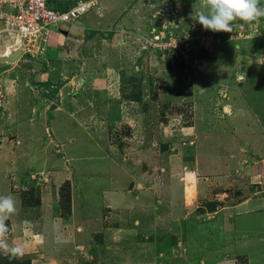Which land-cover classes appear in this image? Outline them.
Masks as SVG:
<instances>
[{"label":"rangeland","instance_id":"374dc122","mask_svg":"<svg viewBox=\"0 0 264 264\" xmlns=\"http://www.w3.org/2000/svg\"><path fill=\"white\" fill-rule=\"evenodd\" d=\"M79 1L91 3L80 23L87 15L89 22L99 20L103 0H52L51 6ZM122 1L115 11L114 0L107 3L104 20L111 25L113 17L129 16L131 21L127 17L123 24L132 27L124 26L121 36L116 31L123 24L106 30L114 35L102 38L118 44L120 51L115 55L109 47L102 49L96 62L102 67H93L90 76L82 65L86 57H96L94 52L82 58L79 49L75 58L69 56L74 62L64 71L54 63L63 59L53 55L50 41L26 46L0 33V196L15 199L16 211L6 221L7 240L23 246L17 257L0 251V264H213L207 260H220L227 247L245 244L234 236L226 243L220 228L210 225L216 220L213 213L233 208L235 214L250 203L249 211L264 220V158L253 149L234 155L251 170L249 176L225 169L211 178H190L197 166L188 167L198 144L225 141L223 123L244 124L257 132L263 127V90L258 86L257 97L256 90L247 91L252 74H264V17L233 21L231 33L213 32L196 21L201 10L207 11L204 0ZM66 27L53 29V34ZM85 35L87 45L90 34ZM103 44L99 47L106 48ZM63 45L65 56L71 46ZM16 53L15 62L3 61ZM40 69H52V79L39 82ZM76 76L72 87H63L65 77ZM22 96L27 98L16 104L14 98ZM58 106L75 116L69 128L82 145L69 157L55 136L52 148H41L39 137L30 159L19 126L33 129L38 115L40 126L50 133ZM81 107L89 112L82 129L90 132L91 141L78 129ZM135 178L142 180V189ZM176 180L180 189L173 187ZM55 220L62 226L58 241L73 242L57 246L56 255L44 242L51 239L48 225ZM245 258H237V264H246Z\"/></svg>","mask_w":264,"mask_h":264},{"label":"crops","instance_id":"0c3cea01","mask_svg":"<svg viewBox=\"0 0 264 264\" xmlns=\"http://www.w3.org/2000/svg\"><path fill=\"white\" fill-rule=\"evenodd\" d=\"M99 4H101V0H98ZM115 2V6L113 7V10L115 11L116 5L117 3H122V0H114ZM102 3L104 4L102 7H100V9L97 10V17L99 18V20H95L92 18V20H90L91 22H89V18L90 15H87V17L80 23L78 22L77 24L74 25H69L66 27L65 32L68 34H65V32H56L55 35L53 34L54 32L51 31L49 32V36H48V41H50V44L52 45V47H56V50L52 49L53 55H57L56 57H59L61 59H63L62 61H58L55 60L54 63H56V65H60L62 66V69L64 71H68L74 60H70L69 56L72 58L76 57V53L79 54V49L81 50V56L82 58L85 56V54L89 53V52H94V55L96 57L93 58H87L84 60L83 62V67H85V69H87V75H91L90 72L95 71V68L98 67H102L99 66L98 64H96V62L100 59V54L102 53V49L106 50L107 47H109L111 51V53H114L116 55L117 50H119L120 46H118V44H116L114 42V44H110L109 40H105L102 37H106V36H113L109 35V32H107L106 30L111 29L112 26L116 25V27L120 28V26L123 24L124 20H127L126 18L129 16H121V17H117L115 19V17L112 18V23L111 25L109 24L108 20H104V15H106V6L107 3H111V0H103ZM73 6V5H72ZM112 6V5H111ZM56 7V6H55ZM71 6H65L64 4H62V6L59 4L58 9H63V8H69ZM102 18V20L100 21V19ZM124 17V18H122ZM115 19V20H114ZM130 19V17H129ZM131 21V19L129 20ZM117 23V24H116ZM124 26H128L127 23L123 24V27H121V29L119 31H116L117 33L120 32V35L122 34V31H125ZM101 27V28H100ZM128 27H132V26H128ZM116 30V29H115ZM99 31L103 32L106 31L103 35V33H98ZM112 32V31H110ZM64 33V34H63ZM87 36L90 34L89 36V44L85 45L84 43V38H86ZM93 34V35H92ZM116 34V33H115ZM70 36V37H69ZM83 38V39H82ZM92 38L95 39L94 44L92 43ZM79 39V40H78ZM91 40V41H90ZM70 41H75L73 42L74 44H71L72 42ZM63 42L65 43L66 46L70 47L71 46V50H66V54L65 56H62V54L64 53L61 49V47H64ZM102 42L104 43L103 47H99V43L102 44ZM98 43V44H97ZM69 44H71L69 46ZM93 44V46H92ZM120 51V50H119ZM83 52V54H82ZM110 53V52H109ZM121 56V54H120ZM67 57V58H64ZM122 57V56H121ZM55 58V57H54ZM56 59V58H55ZM58 59V58H57ZM123 59H120V62ZM51 64V66L54 65ZM104 61L102 62V64L104 65ZM34 65L38 66H42V63H35ZM95 67V68H93ZM53 69V68H52ZM49 70V71H45L43 72V69H40L42 72L39 76V82H44V81H49L50 78L52 79V77L50 76L51 73H53V71ZM249 72V71H248ZM250 73V72H249ZM261 74L255 72L252 74V80L249 83V89H248V93L250 94L251 92H254L255 96L257 97L258 94H260L258 91L259 87L261 90V92L264 93V78H262L264 76L263 72H260ZM76 77H73L72 80H70V78L65 77V83H64V88L65 87H72V84H74ZM90 78V77H89ZM259 86V87H258ZM247 87V85H246ZM262 87V88H261ZM60 89L59 92H61V95H63L62 93L64 92L65 89ZM68 89V88H67ZM246 89V88H245ZM59 92L56 91L54 92L53 95H57L56 97L59 96ZM244 92H246L244 90ZM243 93V91L241 92ZM84 94V93H83ZM101 95V97L103 96L102 94H97V98ZM244 96V93H243ZM14 98V97H13ZM27 97L22 96L19 97L18 99L14 98L15 103L17 104L19 101H23L24 99H26ZM262 99H264V96L262 97ZM252 101H254V103H257V101L252 98ZM62 103H65L63 100H61ZM68 103V102H66ZM15 104V105H16ZM67 105V104H66ZM20 109V107H17L16 109ZM22 108V107H21ZM63 106H58L56 112L53 114L55 115V117L53 116V121H51L50 124V133H45L46 131L40 126L39 124V117L38 115L34 116L35 118V124H34V128L31 129V126L29 128V130H21V125L19 126V138L22 139V144L25 146V153L26 152H30L28 154L29 158L31 159L36 152H34L33 150H36L37 148V143L35 142V140L39 137L42 138L41 140V148L47 147L49 145H52L55 139L52 138V136L56 137V140L59 139V141H61L62 143H64V148L62 149L63 152L68 155L69 157L71 156H75L74 154V149H76L78 146V144H80L78 142V140H76V135L72 134L73 132L71 131V129L69 128V121L72 120V118L74 119L75 116H73L71 113L69 114V112H66V110H62ZM83 108V107H81ZM85 108V107H84ZM82 109L80 112H84L85 109ZM72 109H70L71 111ZM59 112H62L63 116L61 115L60 117L57 116L59 115ZM79 112V113H80ZM244 112V111H243ZM23 115L25 113L21 112ZM263 112H261V114H263ZM85 114L89 115L88 111L84 112V116H80L78 117V120L80 121V123L78 124V129L80 135H82V138H84V136L87 137V139H89V141H91V139L89 138V134L90 132H86V130L84 131V129H82V125H84V121L86 122V120L90 117L85 116ZM261 114H259L261 116ZM26 115V114H25ZM45 116L47 117L48 114H45ZM44 117V115L42 116ZM45 117V118H46ZM69 118V119H67ZM261 118H263V121L260 122V124L263 126L261 127L260 132L257 131H249L248 129L250 128V126H245L244 124H238V123H223L222 126V137L225 141H221L220 144H214V142H212L213 140H206L207 142L203 145V142L201 144H198L197 148L195 149L196 151V155H195V160L194 162H189L188 163V167L191 166H197L196 170L192 173V175H190V178H211L214 177V174H218V173H223L222 171H224L225 169L228 170V172L232 171L233 169H238L239 172H241V174L243 176H249L251 174V170H248L245 167H242V163L238 164V162H236V153L240 152L241 149H245L247 150H252L253 154L256 155L257 157H261L264 158V114L261 116ZM52 119V118H51ZM83 120V121H82ZM243 120V119H241ZM89 121V119H88ZM93 121V120H92ZM247 121V118H246ZM49 122V119H48ZM29 125V124H28ZM71 125V123H70ZM59 126V129L57 128L55 130V128ZM198 126V124H197ZM67 127V130H66ZM226 127V129H225ZM249 127V128H248ZM205 130V129H204ZM96 133L93 132L94 135L93 137L96 138ZM92 138V141L95 139L92 136H90ZM85 139V138H84ZM222 139V140H223ZM24 140V141H23ZM205 142V141H204ZM255 144V145H252ZM82 145V144H80ZM252 145V146H250ZM34 148V149H33ZM33 149V150H32ZM251 152V151H250ZM35 153V154H33ZM240 154V153H239ZM250 155V154H249ZM238 156V154H237ZM245 156V155H243ZM179 162H181V156L178 157ZM23 161V160H22ZM22 161H19V163H21ZM52 165H54L56 162L51 161ZM106 162V161H105ZM182 162H184V165L186 164L184 160H182ZM26 163V161L24 162ZM24 163H22L21 165H23ZM107 165V164H106ZM181 165V164H180ZM183 165V164H182ZM181 165V166H182ZM107 172H108V168H107ZM102 175V174H101ZM133 178V177H132ZM143 178V177H141ZM176 178V177H174ZM92 181L95 178H91ZM98 179V178H97ZM106 181V180H105ZM137 182V188H143L142 180L140 178H135V180ZM179 180H176L173 182V187H178L180 189L179 184L177 183ZM190 181H193V179H190ZM115 187L116 184H115ZM122 186H120L121 189ZM141 188V189H142ZM148 188V186H147ZM189 190V189H188ZM95 190H93L92 192H94ZM99 192V191H98ZM103 193L105 192L104 190L102 191ZM149 192V191H147ZM107 193V192H105ZM108 194V193H107ZM112 195L115 196V199H118V193L116 191L113 190ZM100 197V195H98ZM105 202V200L103 201ZM111 204V202H109ZM109 203H107V206H110V208H114L115 205H109ZM117 204V203H116ZM240 208H243L241 211H236L235 214L233 213V208H230L231 210L226 211L224 209H222L220 212H215L213 213L212 217L216 216V220H212L210 221V225L213 229H215L216 231H218L220 228V231L222 232L223 235L226 236V243L228 241V243L230 242L228 240V237H233L234 238H239L238 240L241 241L242 239L244 240V245H241L239 248H235L233 245H231L230 247H227L225 249V253L223 254L222 258H220V260L215 258V261H210L207 260L208 263H213V264H237V258H241V256L246 257V264H264V220H260V218L258 219L256 215H258L259 213H256V211L254 210H250L251 209V205L244 203L242 206H239ZM236 208V207H235ZM237 209V208H236ZM221 215L220 218H218ZM211 216V215H209ZM256 217V218H255ZM49 229L51 231V239L50 240H46L45 239V243L50 246L51 248V252H54L55 255L58 251V247L57 246H70L73 244V242L71 240H65V242L62 243L58 241V237H57V233L59 232L61 226L60 222H57V220L55 221H51L49 222ZM200 227H203V225H201ZM56 234V235H55ZM59 234V233H58ZM240 234V235H239ZM239 235V237L237 236ZM226 255V256H225ZM219 258V257H217Z\"/></svg>","mask_w":264,"mask_h":264},{"label":"built area","instance_id":"2783aa9c","mask_svg":"<svg viewBox=\"0 0 264 264\" xmlns=\"http://www.w3.org/2000/svg\"><path fill=\"white\" fill-rule=\"evenodd\" d=\"M52 0H0V33L16 37L26 46L48 42L53 29L74 25L83 19L91 3L79 1L67 10L51 6ZM63 32V31H61Z\"/></svg>","mask_w":264,"mask_h":264},{"label":"clouds","instance_id":"9594fccd","mask_svg":"<svg viewBox=\"0 0 264 264\" xmlns=\"http://www.w3.org/2000/svg\"><path fill=\"white\" fill-rule=\"evenodd\" d=\"M204 6L207 11L201 10L196 21L205 30L213 32L231 33L233 21L253 22L264 17V7L260 6V0H204ZM15 211L14 197L0 196V251L12 257L23 255V246H12L7 240L9 227L6 221Z\"/></svg>","mask_w":264,"mask_h":264},{"label":"water","instance_id":"95a60500","mask_svg":"<svg viewBox=\"0 0 264 264\" xmlns=\"http://www.w3.org/2000/svg\"><path fill=\"white\" fill-rule=\"evenodd\" d=\"M65 34H67L66 32H65ZM20 56V53H16V54H14V55H11L10 56V58H7L6 60L4 59L3 61H9V62H15V60H17L18 59V57Z\"/></svg>","mask_w":264,"mask_h":264},{"label":"trees","instance_id":"16d2710c","mask_svg":"<svg viewBox=\"0 0 264 264\" xmlns=\"http://www.w3.org/2000/svg\"><path fill=\"white\" fill-rule=\"evenodd\" d=\"M68 8H63L62 10H67Z\"/></svg>","mask_w":264,"mask_h":264},{"label":"bare ground","instance_id":"6f19581e","mask_svg":"<svg viewBox=\"0 0 264 264\" xmlns=\"http://www.w3.org/2000/svg\"><path fill=\"white\" fill-rule=\"evenodd\" d=\"M33 104V103H32Z\"/></svg>","mask_w":264,"mask_h":264}]
</instances>
